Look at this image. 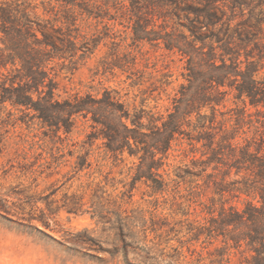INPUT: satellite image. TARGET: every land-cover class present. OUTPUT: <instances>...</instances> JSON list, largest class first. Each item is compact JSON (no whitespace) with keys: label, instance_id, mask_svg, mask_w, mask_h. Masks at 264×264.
<instances>
[{"label":"trees","instance_id":"trees-1","mask_svg":"<svg viewBox=\"0 0 264 264\" xmlns=\"http://www.w3.org/2000/svg\"><path fill=\"white\" fill-rule=\"evenodd\" d=\"M123 1L135 42L186 63L189 85H180L171 110L146 116L108 89L59 98V73L75 71L97 44L80 24L96 17L94 6L76 0H0V107L32 112L53 136L85 118L88 142L102 138L113 156H137L135 180L153 192L168 185L157 177L171 141L184 139L200 218L192 239L222 237L226 251L250 253L246 264H264V0Z\"/></svg>","mask_w":264,"mask_h":264},{"label":"rangeland","instance_id":"rangeland-1","mask_svg":"<svg viewBox=\"0 0 264 264\" xmlns=\"http://www.w3.org/2000/svg\"><path fill=\"white\" fill-rule=\"evenodd\" d=\"M76 2L94 6L96 17L80 24L81 32L94 34L97 44L75 71L59 73V98L99 97L108 89L130 110L135 107L146 116L171 110L180 85H189L181 56L132 39L128 17L119 8L127 1ZM158 29L151 24L147 28L152 34ZM27 111L0 107V264L249 260L243 247L226 251L222 237L210 244L203 236L192 239L200 218L194 214L192 175L185 173L191 155L184 139L171 141L157 177L168 185L153 192L148 183L135 180L137 156L126 151L113 156L104 150L102 138L88 142L90 121L76 117L69 134L53 136Z\"/></svg>","mask_w":264,"mask_h":264}]
</instances>
